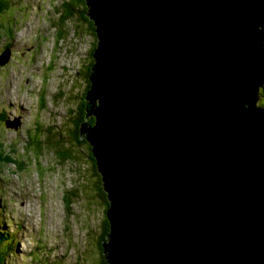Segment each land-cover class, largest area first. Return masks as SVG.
Here are the masks:
<instances>
[{"label": "water", "instance_id": "obj_1", "mask_svg": "<svg viewBox=\"0 0 264 264\" xmlns=\"http://www.w3.org/2000/svg\"><path fill=\"white\" fill-rule=\"evenodd\" d=\"M87 4L109 264H264V0Z\"/></svg>", "mask_w": 264, "mask_h": 264}, {"label": "rangeland", "instance_id": "obj_2", "mask_svg": "<svg viewBox=\"0 0 264 264\" xmlns=\"http://www.w3.org/2000/svg\"><path fill=\"white\" fill-rule=\"evenodd\" d=\"M63 2L4 0L0 14V57L8 55L9 63L0 66V219L9 238L17 237L13 264L101 259L97 241L105 214L94 199L93 167L77 149L79 162L61 163L52 147L34 139L46 126L56 135L68 132L69 114L86 88L83 70L93 39L78 22L63 23ZM9 118L20 124L16 131L6 128Z\"/></svg>", "mask_w": 264, "mask_h": 264}, {"label": "trees", "instance_id": "obj_3", "mask_svg": "<svg viewBox=\"0 0 264 264\" xmlns=\"http://www.w3.org/2000/svg\"><path fill=\"white\" fill-rule=\"evenodd\" d=\"M14 1V0H12ZM6 4L4 0H0V14L5 10ZM60 15H62L63 23L66 22H78L77 26L84 28L88 35L93 39V45L91 51L89 53L90 61L86 65L85 70H83V80L86 84L85 92L82 98L77 102V108L72 110L69 114L68 119L72 121L73 125L68 132H61V134L51 131L50 126H46L44 128L38 129L36 132V136L34 139L42 145H48L51 148L53 154H55L56 158L61 163H68V161H78L79 156L75 153V149L79 150L83 154H85V160L89 161L88 166L93 167L92 176L96 179V197L99 201V205H102L101 209L106 214L107 210L110 207V202L107 197V193L105 192L104 183L102 175L99 174L97 162L94 159V154L92 152V147L88 142L82 139V127L83 124H89L91 127H94L96 123V117L87 116V106L88 102L86 101L87 94L91 89V81L90 76L93 73V67L96 63L94 59V52L97 48V36L95 33V23L89 19L88 11L89 7L87 4V0H64V2L60 5ZM61 36V35H60ZM261 94L264 95V90L261 91ZM264 107V103L262 104ZM37 136H40L39 138ZM33 138V137H32ZM52 139V140H51ZM28 143L32 145L33 139H29ZM40 153V152H38ZM42 153V152H41ZM87 153V154H86ZM89 159V160H88ZM65 202L67 204V208H69V198L67 197V193L64 195ZM69 214V213H68ZM19 227H16L18 230ZM110 235V223L106 217L104 216L103 220V232L101 234L100 241H97V248L101 259L97 260L95 264H109L106 255L104 254L103 244L109 241ZM10 233H5L2 227V220L0 219V264H13L11 262V258L13 256L14 250L17 247V237L10 239ZM43 264H48L44 262Z\"/></svg>", "mask_w": 264, "mask_h": 264}, {"label": "clouds", "instance_id": "obj_4", "mask_svg": "<svg viewBox=\"0 0 264 264\" xmlns=\"http://www.w3.org/2000/svg\"><path fill=\"white\" fill-rule=\"evenodd\" d=\"M7 56H5L4 58H6ZM3 58V57H2ZM12 58V57H11ZM9 63L7 62L5 65H1L0 64V66H3V67H5V66H7ZM27 140H29V139H27ZM29 146V144L27 143L26 144V147H28ZM25 147V148H26ZM30 154H32V151L30 152ZM43 154V153H42ZM43 155H40L39 156V159L42 157ZM39 159L37 160L36 158H34V164L37 166V163L39 162ZM64 201H65V199H64ZM105 214V213H104ZM13 257V256H12Z\"/></svg>", "mask_w": 264, "mask_h": 264}, {"label": "flooded vegetation", "instance_id": "obj_5", "mask_svg": "<svg viewBox=\"0 0 264 264\" xmlns=\"http://www.w3.org/2000/svg\"><path fill=\"white\" fill-rule=\"evenodd\" d=\"M262 90H264V89H262ZM262 90H261V91H262ZM260 94H261V93H260ZM261 96H262V94H261ZM262 104H263V103H261V106H262Z\"/></svg>", "mask_w": 264, "mask_h": 264}]
</instances>
